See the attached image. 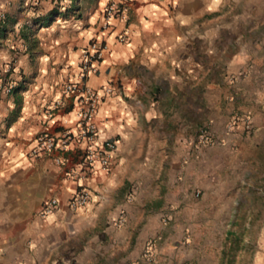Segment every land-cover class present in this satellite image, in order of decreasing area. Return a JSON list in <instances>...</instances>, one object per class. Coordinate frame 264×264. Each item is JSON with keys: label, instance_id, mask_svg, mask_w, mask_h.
Listing matches in <instances>:
<instances>
[{"label": "crops", "instance_id": "obj_1", "mask_svg": "<svg viewBox=\"0 0 264 264\" xmlns=\"http://www.w3.org/2000/svg\"><path fill=\"white\" fill-rule=\"evenodd\" d=\"M108 1L0 0V264L154 261L179 200L208 191L198 178L264 153V0H132L127 21L105 28ZM93 41L106 49L84 85L98 95L112 89L99 96L94 122L98 142L117 147L107 169L86 170V143L37 153L36 139L77 132L78 101L64 88L79 81ZM227 84L233 99H212L210 89ZM117 96L134 121L122 132L118 112L103 127L101 107ZM205 125L212 142L201 146L194 137ZM82 188L83 211L70 209ZM52 198L57 221L48 224L38 212Z\"/></svg>", "mask_w": 264, "mask_h": 264}, {"label": "rangeland", "instance_id": "obj_2", "mask_svg": "<svg viewBox=\"0 0 264 264\" xmlns=\"http://www.w3.org/2000/svg\"><path fill=\"white\" fill-rule=\"evenodd\" d=\"M233 90L227 84L210 89L209 94L212 99L223 95L233 99ZM202 129L208 126L197 128L195 139ZM253 156L236 164L220 162L198 178L197 184L210 185L208 191L198 194L195 188L193 200L189 189L188 199L179 200L180 207L171 217L172 229L166 234L172 236L171 241L162 236L159 257L153 261L148 256L146 264H264V153ZM228 231L241 243L237 252L223 256L229 247L225 242Z\"/></svg>", "mask_w": 264, "mask_h": 264}, {"label": "built area", "instance_id": "obj_3", "mask_svg": "<svg viewBox=\"0 0 264 264\" xmlns=\"http://www.w3.org/2000/svg\"><path fill=\"white\" fill-rule=\"evenodd\" d=\"M132 0H116L108 1L103 8V27H107V22L110 19H119L123 22L127 21L128 12L130 9ZM6 13L0 9V29L6 21ZM129 32L124 30L121 39L125 40ZM106 47L103 42L93 41L83 51L81 62L79 81L69 82L66 84L64 90L65 93L74 95L79 105L80 119L77 120L78 130L77 132H64L59 135L43 133L36 139V151L37 153L51 152L59 150L65 152L68 150L69 145L73 142H84L86 147L82 153L83 168L88 170L95 164H99L102 168L107 169L112 158L113 153L117 147V141L104 140L101 143L98 142V129L94 122V117L97 110V105L100 100L97 92L85 87V79L95 74L97 66L102 59V54ZM95 66V67H94ZM14 86H9L6 89V93H10ZM111 88L105 89V93L110 94ZM197 142L201 146H208L212 142L210 133L204 129L200 130L197 138ZM89 192L82 188L77 191L70 199L68 206L72 210L83 208L89 200ZM58 206L56 199H49L46 201L38 216L45 217L48 213H53ZM152 245L149 246V250L152 251ZM151 256V255H150Z\"/></svg>", "mask_w": 264, "mask_h": 264}, {"label": "clouds", "instance_id": "obj_4", "mask_svg": "<svg viewBox=\"0 0 264 264\" xmlns=\"http://www.w3.org/2000/svg\"><path fill=\"white\" fill-rule=\"evenodd\" d=\"M169 2H171L174 5L179 4V0H169ZM222 2H223V0H213V5L218 6ZM3 7H4V5L0 4V8H3ZM211 10H212V8H209V11H211ZM165 15H166V13H165ZM169 23H171V21H169ZM182 23H183V21H182ZM169 51H170V49H169ZM109 91H111V90L109 89ZM104 95H105L104 92L99 93V96H101V97H103ZM57 99H59V96H57ZM101 112H102V115L105 118H107L108 121H110V122L105 123L103 125V127L105 129L111 130L113 128L114 123L111 121H112L113 114L117 113V112L119 113V116H118V119L116 122L121 124V128H119L118 131H121V132L123 131V125L125 123L127 124L128 127L133 126L134 121L132 119L133 114H132V111L130 110V105L121 96H117L115 99H112L111 97H109L108 103L102 105ZM80 118L81 117H80L79 112L77 110V113L73 114L72 119H73V121H75V120H78ZM124 139L128 140L129 136L125 135ZM121 163H123V161H121ZM94 199H97V198H94ZM81 211H83V210L81 209ZM46 221L48 224H54L57 221V216L55 214L48 213L46 216ZM256 243H259V241H256Z\"/></svg>", "mask_w": 264, "mask_h": 264}, {"label": "trees", "instance_id": "obj_5", "mask_svg": "<svg viewBox=\"0 0 264 264\" xmlns=\"http://www.w3.org/2000/svg\"><path fill=\"white\" fill-rule=\"evenodd\" d=\"M225 242H226V244H229V247H228L227 251H224L223 256H225L228 252L233 254L239 250V245L241 242H240V239L238 238V236L235 235L234 233L228 231L226 233V241ZM229 264H232V262H230Z\"/></svg>", "mask_w": 264, "mask_h": 264}]
</instances>
